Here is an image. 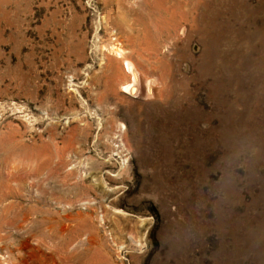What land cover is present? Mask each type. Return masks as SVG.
<instances>
[{"label": "rangeland", "instance_id": "374dc122", "mask_svg": "<svg viewBox=\"0 0 264 264\" xmlns=\"http://www.w3.org/2000/svg\"><path fill=\"white\" fill-rule=\"evenodd\" d=\"M0 264H264V0H0Z\"/></svg>", "mask_w": 264, "mask_h": 264}, {"label": "bare ground", "instance_id": "6f19581e", "mask_svg": "<svg viewBox=\"0 0 264 264\" xmlns=\"http://www.w3.org/2000/svg\"><path fill=\"white\" fill-rule=\"evenodd\" d=\"M115 48H116V52H117V53L122 52L119 48H117V47H115ZM128 68H129L130 71L132 72V73H131V72H130V73L133 75V80H134L135 75H134V71H133V69H132V66L129 65ZM131 78H132V77H131ZM131 87H132L131 84L125 86V88L128 89V90L132 89ZM133 89H134V88H133Z\"/></svg>", "mask_w": 264, "mask_h": 264}]
</instances>
